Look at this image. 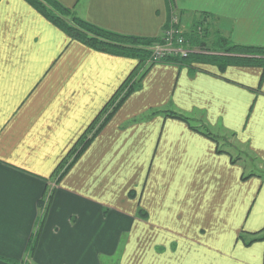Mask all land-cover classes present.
<instances>
[{"label": "crops", "instance_id": "obj_1", "mask_svg": "<svg viewBox=\"0 0 264 264\" xmlns=\"http://www.w3.org/2000/svg\"><path fill=\"white\" fill-rule=\"evenodd\" d=\"M58 1L126 35L160 36L178 15L264 46V0ZM138 64L70 39L26 0H0V264H264V239L240 238L264 234L259 66H152L58 178ZM168 109L212 136L161 112L140 119Z\"/></svg>", "mask_w": 264, "mask_h": 264}, {"label": "trees", "instance_id": "obj_2", "mask_svg": "<svg viewBox=\"0 0 264 264\" xmlns=\"http://www.w3.org/2000/svg\"><path fill=\"white\" fill-rule=\"evenodd\" d=\"M26 1L52 23L62 29L70 39L80 41L98 51L117 56L130 57L139 62L138 67L122 84L114 97L92 122L66 158H64L56 171L58 178L63 176L84 153L94 137L106 125L124 100L132 92L141 88L144 75L156 64H174L178 65L180 68L187 67L191 72L199 70L195 67V63L216 65L221 72L230 65L259 66L263 68L262 78H264V46L236 44L232 42L231 39L221 36L220 33L210 34L211 32H209L208 28L205 26L204 20L198 21L194 26H190L188 31L182 33L185 39V46L188 47L189 50L186 56L169 54L162 59H158L153 55L152 46L163 42V33L157 37L126 35L102 28L79 17L73 9L63 5L58 0ZM168 26L169 24L165 26L164 31ZM221 51L224 52V54H221ZM160 112L165 116L180 118L188 122L195 130L212 136L207 126L202 122H198L197 125H194L191 118L172 109L149 111L148 114L140 117V119L149 118ZM213 138L215 137L213 136ZM129 194L135 196L133 191H130ZM140 216L146 218L147 214L140 211ZM256 234L258 233H254V237L249 240L245 238L244 235H240V238L244 239L246 244H250L255 240L264 239V234L261 236ZM33 246V243H31L30 251ZM12 262L16 264L15 261ZM19 264H26V261L20 262Z\"/></svg>", "mask_w": 264, "mask_h": 264}, {"label": "built area", "instance_id": "obj_3", "mask_svg": "<svg viewBox=\"0 0 264 264\" xmlns=\"http://www.w3.org/2000/svg\"><path fill=\"white\" fill-rule=\"evenodd\" d=\"M179 23V16H172L168 28L163 32V42L153 47L154 55L158 59H162L169 54L186 56L189 53L188 47L185 46V39L182 36Z\"/></svg>", "mask_w": 264, "mask_h": 264}, {"label": "rangeland", "instance_id": "obj_4", "mask_svg": "<svg viewBox=\"0 0 264 264\" xmlns=\"http://www.w3.org/2000/svg\"><path fill=\"white\" fill-rule=\"evenodd\" d=\"M201 21V20H200ZM189 23H190V18H186V20H182L180 23H179V26H180V30L182 31V33H184L185 31H188L189 29H190V26H188L189 25ZM188 26V27H187ZM159 44H161V43H159ZM156 45V44H155ZM155 45H153L152 46V51H153V55H154V46ZM221 54H224V52H222L221 51ZM226 136H227V142L229 143V144H232V145H235L234 143H233V140L232 139H228L229 137H231L230 135H228V134H226ZM230 140V141H229ZM244 153V152H243ZM123 241H124V237H123V239L121 240V244H123ZM122 249H123V245L121 246L120 245V247H119V251L121 252L122 251ZM120 252H119V256H120ZM109 264H113V262H111V263H109Z\"/></svg>", "mask_w": 264, "mask_h": 264}]
</instances>
